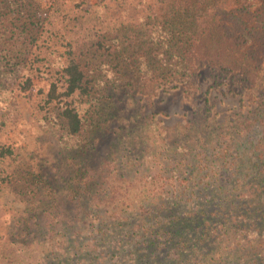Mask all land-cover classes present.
Returning a JSON list of instances; mask_svg holds the SVG:
<instances>
[{
    "label": "trees",
    "instance_id": "trees-1",
    "mask_svg": "<svg viewBox=\"0 0 264 264\" xmlns=\"http://www.w3.org/2000/svg\"><path fill=\"white\" fill-rule=\"evenodd\" d=\"M87 5L0 0V98L11 113L37 89L67 147L52 181L0 140V184L35 197L5 224L0 264H264V0H100L93 20ZM203 68L254 108L222 126L147 115L94 161L88 129L107 126L114 91L189 97Z\"/></svg>",
    "mask_w": 264,
    "mask_h": 264
},
{
    "label": "rangeland",
    "instance_id": "rangeland-1",
    "mask_svg": "<svg viewBox=\"0 0 264 264\" xmlns=\"http://www.w3.org/2000/svg\"><path fill=\"white\" fill-rule=\"evenodd\" d=\"M29 1L41 3L45 7L50 4V0H26ZM85 1L88 4L87 8H91L93 13L91 20L97 19L101 13L98 5L100 0ZM88 26L93 28L92 25ZM38 82L39 80L36 84ZM198 83V90L189 97H185L180 88L166 91L160 88L151 95V102L141 95L135 96L136 105L130 103L125 93L114 91L111 101L115 103V106L112 104L115 109L107 120V126L102 128L103 131L91 132V129H88L90 142L86 148H90L94 161H99L113 145H120L116 141L127 133V128L144 123L147 115L155 114L154 120L161 122V126L168 129L209 111L208 120H213L215 126H222L230 125L231 121L256 105L253 95L241 88L238 78L230 76L224 78L210 69L203 68L200 70ZM127 89L132 91L130 87H126ZM9 99V96L0 98V140L19 148L26 155L34 154L43 164L44 173L53 181V175H56V169L60 167L67 153L62 150L67 147L61 139V132L51 125L52 123L43 120L46 114L39 110L41 95L37 89L31 94L18 95L17 109L11 113L8 111ZM205 99H208V104L205 103ZM259 101L261 98L256 102ZM151 133L153 134V131ZM161 133L164 136L166 133L170 134L169 130ZM162 142L158 134L146 141L149 148H156ZM72 143L73 141L70 145H73ZM34 199V195L28 194L25 188L16 183L0 184V239L1 234H4L5 224L12 219L15 212H22L28 206L25 200L33 202Z\"/></svg>",
    "mask_w": 264,
    "mask_h": 264
}]
</instances>
